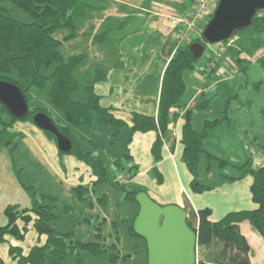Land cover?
Returning <instances> with one entry per match:
<instances>
[{"label":"crops","instance_id":"crops-1","mask_svg":"<svg viewBox=\"0 0 264 264\" xmlns=\"http://www.w3.org/2000/svg\"><path fill=\"white\" fill-rule=\"evenodd\" d=\"M87 1L95 6L102 5V8L89 10L76 22L79 33L85 32L86 36L77 38V49L72 51L73 54L85 53L88 59L86 64L77 66L73 71L79 89L72 98L77 101L87 99L83 88L93 84V68L100 67L104 76L93 84V90L99 96L101 107L109 108L116 118L129 126L133 113L156 118L162 76L170 57L180 46H176L171 34L163 33L162 28L173 18L187 17L193 8V0ZM120 22L126 23L116 28ZM103 32L107 33V39L102 43L94 42L93 37ZM235 44L222 56L213 74L202 77L201 65L198 71L192 70L188 75L190 78L182 97L184 110H178L176 119L168 124L166 136L162 138V158L156 164L162 175V183H157L152 172L155 164L150 148L157 135L155 131L137 132L132 138L129 152L137 171L131 180H127L123 172L115 169V179L128 186L134 183L161 205L180 206L187 211L188 218L194 224L197 220L190 216L191 211L196 213L208 208L210 220L217 221L228 212L256 207L249 191L252 177H242L237 167L247 162H250L253 169L264 167V50L253 45L257 52L251 53L243 44L238 47ZM238 52H241L239 57L248 62H241L239 70L235 59ZM205 100H208L206 108L194 110L198 102ZM187 109L193 110L191 123L196 132L201 131L206 120L221 121L207 130L202 141L203 154L198 161V181L204 191L200 193L192 191V175L182 160L180 136ZM171 110L177 111L175 108ZM13 128L21 134L13 154L16 165L22 169L32 167L37 172L43 169L46 171L44 177H49V170L58 181L59 188L52 196L59 200L56 203L57 213L61 212L64 205L74 208L73 212L55 221L53 227L59 231L72 232L78 240L99 241L106 246L116 243V249L119 247L117 245L123 244L120 240L121 231L129 238L127 240H131L127 227L138 213L137 205L123 199L122 204L126 207L122 219L118 212L114 214L116 208L108 212L109 202L105 194L108 185L94 187L84 201H79L73 188L77 185L91 188L96 180L89 167L71 155H58L57 146L33 123L18 121ZM106 128L93 123L90 127L72 130V133L84 146L88 140L106 141L108 135L104 140L101 138L104 133L101 135L98 132V129L110 132ZM121 134L124 136V133ZM118 142V138L115 139L114 145ZM170 143L175 145L172 151L168 148ZM103 156L104 162L105 159L109 162L114 159L109 149H105ZM12 169L10 155L7 151H0V199L4 197L0 203V226L7 222L4 215L6 206L30 208L28 199H17V193L9 189V178L13 181ZM102 198L105 203H101ZM82 205H85L86 211L80 210ZM75 212L84 216L91 214L92 218L84 221L83 216L80 218ZM31 224L23 240L7 237L6 242L0 243V260L3 264H18L9 254L10 245L19 247L23 255H27L31 247L45 243L46 235H39ZM18 225L22 227L23 223L18 222ZM239 226L249 245L251 264H264V240L247 221L241 222ZM98 234L100 238L95 237ZM145 249L141 252L146 256ZM109 254L90 256L89 261L92 264H109L106 261Z\"/></svg>","mask_w":264,"mask_h":264},{"label":"trees","instance_id":"trees-1","mask_svg":"<svg viewBox=\"0 0 264 264\" xmlns=\"http://www.w3.org/2000/svg\"><path fill=\"white\" fill-rule=\"evenodd\" d=\"M8 1L13 7L28 14L32 21L26 23L15 20L10 14L12 7L3 6L0 0V81H7L18 86L28 104L30 97L35 96L36 92L43 89L50 80L51 83L47 90L48 99L51 107L60 114L61 118V120L58 117L53 118L46 114L45 109L38 106L30 107L28 104L29 115L22 121L33 123V115L44 112L57 130L70 139L72 143L70 152L58 151V155L73 156L89 167L96 177L91 188L81 185L73 188L79 201H84L94 187L108 185L122 191L124 200L137 205L134 199L135 194L144 190L141 188L130 189L123 181L117 180L115 177L110 178L104 162L103 155L106 149L104 142L88 140L86 141L87 147H85L73 135L72 130L90 127L93 123H98L110 129L108 140L111 145H114V139L120 135V129L125 128L122 137V154L119 158L113 159L111 163L114 169L124 173L127 180H131L137 171V166L132 163V156L129 152V145L134 134L157 132L150 153L155 164L152 172L156 176L157 183H162V175L156 167L162 158V138L167 133L168 124L176 119L178 110H184L185 105L182 97L186 91V84L183 71L186 69L195 70L197 61L192 57L188 47L194 41L200 42L202 33L195 35V39L191 36L188 42L180 44L170 57L162 76L157 117L133 113L129 126L123 120L116 118L109 108H103L99 104V96L95 94L93 84L104 76L100 67L93 68V84L83 88L87 99L77 101L72 98V95L79 89L73 77V71L77 66L86 64L88 58L83 53L65 59L59 52L61 42L52 36L55 31L62 29L68 31V36L63 41L74 38L75 30H77L76 22L84 17L89 10H100L102 5L95 6L87 0ZM259 12H263V14L258 15ZM125 23L120 22L116 28L122 27ZM251 27L256 28L252 29L256 34L264 32V10L257 11ZM237 32L234 33L236 40L232 46L237 41ZM106 34L103 32L94 36V42L102 43L107 39ZM211 47L214 45L209 47V55L204 58L203 67L200 69L202 77L213 74L220 61L207 72L206 66L211 54ZM240 53L238 52L235 56L238 70L241 62H247L244 58L239 57ZM49 66L52 67L50 75L42 74L41 69ZM207 104L208 100L200 101L194 110H202L206 108ZM172 108L177 111H172ZM192 113L191 109H187L184 113L180 142L183 146L182 160L192 175L191 189L193 192L200 193L204 191V187L198 181V161L199 156L203 154L202 141L207 130L215 127L221 121L218 119L206 120L201 131L196 132L191 123ZM95 116L96 118H94ZM18 121L0 103V151L8 150L12 161L17 138L21 136L13 128V125ZM42 132L56 145L53 135L45 131ZM237 169L241 172L242 177H252L249 191L251 200L256 207L252 210L228 212L217 221L210 220L208 208L198 210L196 213L191 211L190 216L197 220V223L194 224L189 218L187 223L197 235L198 264H251L249 245L239 226L243 221H247L264 240V167L253 169L250 162H247ZM13 170L19 179L21 169L13 163ZM19 183L30 198V208H19L18 205L6 206L4 215L7 222L0 226V243L6 242L7 237L23 240L31 222L32 227L39 235H46V241L42 246L31 247L27 255H23L19 247L10 245L9 254L17 260L18 264H84V253L88 256H102L110 252L106 245L99 241L78 240L72 232L59 231L53 227L52 224L62 215L73 212V207L64 205L58 214L56 211L57 198L41 193L34 185L23 183L20 179ZM101 203H105L104 198L101 199ZM18 222L23 223L22 227H19ZM132 223L133 219L127 227L129 235L141 239L134 233ZM95 237L100 238V235H95ZM124 257L119 259H124ZM117 258V256L109 254L110 261ZM0 264H3L1 260Z\"/></svg>","mask_w":264,"mask_h":264},{"label":"water","instance_id":"water-1","mask_svg":"<svg viewBox=\"0 0 264 264\" xmlns=\"http://www.w3.org/2000/svg\"><path fill=\"white\" fill-rule=\"evenodd\" d=\"M258 10H264V0H219L203 28L201 41L188 47L192 57L198 60L206 44L214 45L250 28ZM0 103L19 121L29 115L25 97L15 84L0 81ZM32 121L54 136L58 151L70 152V139L57 130L44 112L34 114ZM134 199L138 213L132 228L145 243L146 264H195L197 235L187 223V211L176 204L161 205L144 191L136 193Z\"/></svg>","mask_w":264,"mask_h":264},{"label":"rangeland","instance_id":"rangeland-1","mask_svg":"<svg viewBox=\"0 0 264 264\" xmlns=\"http://www.w3.org/2000/svg\"><path fill=\"white\" fill-rule=\"evenodd\" d=\"M1 2H2L3 6L12 7V9H10V14H11V17L14 18L15 20L21 21V22H26V23L32 21L31 17L28 14H26L24 11H22L16 7H13L11 5L10 1L1 0ZM215 6H216V4L213 5V7L211 9V12H210L211 15L215 9ZM260 14H263V12H259L258 15H260ZM211 15L208 16V18H207L208 20L211 18ZM77 28H79L78 23H77ZM252 29H256V28L251 27V28H248L245 30L238 31L236 33L237 41L235 42L236 43L235 46L238 47V46L243 44L245 46V48H249L248 49L249 52L256 53L257 50L254 49L255 47H252L253 45L259 47V49L264 50V32L263 33L260 32L259 34H256L255 32H253L254 30H252ZM52 36H53V38H55L56 40L61 42V44L59 46V52L61 53L62 57L67 59L70 56L79 55V54H73L74 52L72 50L77 49V44H76L77 38H79L80 36L85 37L86 33L85 32L79 33V29H77V30H75V37L74 38H72L70 40L65 39V41H63L64 38L68 36V31L59 29V30L55 31ZM191 36L193 37V39L196 38L195 35H191ZM93 39H94V37H93ZM210 46L211 45L206 44L205 51H204L203 55L201 56V58L199 60H197L195 62V65H196L195 71H197L199 69V67L203 64L204 58L209 55V47ZM79 47H80V45L78 46V48ZM51 70H52L51 66L43 67L41 69V73L44 75H50ZM191 72H192V70H189V69H186L183 71V78H184L185 84L188 83V78H190V77H188V75ZM50 83L51 82L49 80L43 89H41L40 91H37L34 97H32V98L30 97V99L28 100V104L30 107L38 106V107L45 109L46 114H48L49 116H51L53 118L54 117L60 118V114L56 110H54L53 107H51L50 101L48 99L47 90H48V87L50 86ZM94 118H96V116ZM60 120H61V118H60ZM107 129L108 128H106V130ZM98 132H101V135L103 132L104 135H102L101 138L106 140V136L111 131L107 132L103 129H98ZM119 132H120V135L117 136L119 142L115 143V145H111L109 143L108 139L106 141H104V145L106 147V150H108V149L111 150V157L114 159L119 158L120 155L122 154V150L120 147H121L123 136L121 133L125 132V128L120 129ZM77 135L80 136L79 133ZM95 141H97V140H95ZM85 142H84V146H85ZM99 142H103V141L100 139ZM114 142H115V139H114ZM173 147L175 148V145L170 143L169 147H168L169 151H172ZM4 151H7V153H8V150H4ZM15 162H16V160H14V158H13L12 164L14 163L16 165ZM19 164H20V162H19ZM105 166H106L107 172L109 173V176L111 179L114 178L115 176H117L115 169H114V166H112L111 161L109 162L108 159H105ZM18 168H20V167L18 166ZM20 169H21V172L19 173L20 174L19 179L21 182L28 183L30 185L31 184L34 185L38 189V191H40L41 193H45V194H48L51 196H54L53 193L56 194V192L59 188L57 185L58 181H57L56 177L49 170H47V174L49 175L50 178L47 175L44 177L46 171L43 169H41V171L44 174H42V172H39V171L37 172L32 167H27L25 169L20 168ZM11 177L13 178L14 183L9 178L8 185H9V189L11 188L12 193L14 191L17 193L15 197L19 200L24 198V199H28L30 201V198L28 197L25 190L19 185V179L17 178L16 173L13 169L11 170ZM32 178H34V179H32ZM31 179L33 181L29 182V180H31ZM15 186H16L17 190L15 189ZM129 188L136 189L137 187L134 183H130ZM96 193H97L96 194V196H97L98 191H96ZM105 194L108 197V202H109V203H107L108 204L107 205L108 212L110 209L113 210L114 208H116L117 210L114 211V214H115V212H118L120 215V219H122L124 216L123 211L126 207L125 205L122 204V201L124 199V193L122 191H120L119 189H115L112 186L111 187L108 186L106 188ZM5 197L7 198V196H5ZM3 200H4V197H2L0 199V203H2ZM58 202H59V200H58ZM65 204H67V203H65ZM109 205H110V207H109ZM185 206L187 207V204ZM84 209H85V205H82L80 210L82 211ZM85 211H86V209H85ZM93 212L94 211H92V213ZM75 214L80 218L83 216L84 221H86V219L89 217L92 218L91 214L89 216H87V215L84 216L81 213L78 214L77 212H75ZM110 232H112V230H110ZM130 238H131V240H127L129 238L128 237L126 238V236L123 235V231H121L120 240L122 241L123 244L117 245V247L119 246L120 248L118 247V249H116V245H115L116 243L106 246V248H108V251H110V252L112 251L111 254L113 253V255L118 257L116 260L114 259V261H110L109 256H108V258L106 260L107 263H109V264H144L146 262V256L144 254H142V252H141L142 249L145 248L143 240H141L139 238H134V237H130ZM110 241H111V239H110ZM114 242H116V241H114ZM122 256H125L124 259H119ZM89 257L90 256H88L87 254H85V253L83 254V258L85 261L84 264H92L91 261H89ZM118 260H120V262H117ZM94 264H96V263H94Z\"/></svg>","mask_w":264,"mask_h":264},{"label":"built area","instance_id":"built-area-1","mask_svg":"<svg viewBox=\"0 0 264 264\" xmlns=\"http://www.w3.org/2000/svg\"><path fill=\"white\" fill-rule=\"evenodd\" d=\"M219 0H193V8L187 17L181 16L173 18L166 27L162 28L163 33L171 34L176 46L186 43L191 39V35H200L207 23V18L213 5ZM213 13V12H212ZM236 36L232 35L229 39L214 44L210 49V57L206 66L207 72L216 66L217 62L232 46ZM196 245V263L198 264V252Z\"/></svg>","mask_w":264,"mask_h":264}]
</instances>
